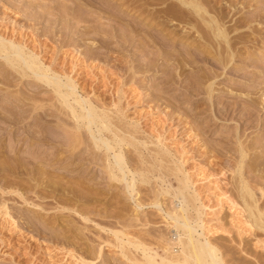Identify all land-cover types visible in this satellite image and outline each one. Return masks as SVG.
<instances>
[{
    "label": "bare ground",
    "instance_id": "1",
    "mask_svg": "<svg viewBox=\"0 0 264 264\" xmlns=\"http://www.w3.org/2000/svg\"><path fill=\"white\" fill-rule=\"evenodd\" d=\"M73 1L75 0H67V3L69 4V3H72ZM76 1H79V0H76ZM117 1H119V4H118L119 7L115 6L116 7V9H114L116 12L115 14L120 15V13L123 12L124 14L123 16L129 17V19L130 17L136 16V18L138 17L143 21L142 23L147 22L146 23L147 26H149V24L151 26L154 25V28L164 25L160 27L159 29H161L162 32H165V34L164 33L163 34L167 36V39L169 38L168 40L171 41L172 39L176 41V43L183 41L181 40V36H179L180 33L178 34V32L175 31L173 27H166L165 25H167L169 22L170 24L172 23V25H173V22L179 23V20L176 19L175 12L178 13L177 11L182 10L183 8H187L188 9V11L186 10L187 12L189 13L191 12L195 16H197L196 19L195 17L194 18L192 17V20L194 19L197 20V18L198 19L200 18V20L203 22L202 24L203 27L206 26L207 30L208 28L214 30V32H212L211 30V34L214 33V36L212 35L214 39L217 38V41H221V43L223 40L224 45H228L227 33L229 34L230 28L228 29L224 26L226 30H228V31H225V28H223L222 26L224 24V23L222 24V20L223 21L225 20L223 19L225 15L224 16L221 15V12H219L220 15L217 17L215 16L213 17L211 14H209L210 10H208L209 8L207 6L210 3V2L208 3V1L210 0L206 2L208 3V5L206 4L207 6H203L205 4V0L203 1L202 0H166L167 3L165 4L164 12L167 11V13L170 14V15H167L165 13L167 15L165 19L168 21V23H166L167 22L166 20H165L166 22L164 21L162 22L163 18L166 16V15L164 16V13L163 15L161 14L162 16H164L161 20L162 23L157 21V19L159 20L161 18L159 14H158L159 18L157 17L158 16L157 12H160V10L158 11L157 9H155V11L153 10L148 11L147 9H145L147 7L145 6V4H148L147 3L148 0L147 2H145L146 0H144V2L141 1L142 3L140 4L139 2L137 3V0H135L136 2L134 0H117ZM161 1H160L161 3H165L164 2L165 0L164 1L161 0ZM228 1L226 4L228 6L227 8H229L228 9L229 12L231 11L232 13V11H236V10L240 11L239 9H243V10H246V12L251 13L248 23L256 24V25L253 24V28L254 26H256L255 29L251 27L253 29L251 30V33L254 32L256 36L252 35L253 37L249 38V40L250 41L252 40V41L251 42L249 41L250 45H248L247 43L248 47L245 51V54H243L244 50L242 52H239L241 51V49L238 48L239 50L237 51L235 50L236 47L233 48V46L230 45L231 47L228 50L226 49L227 53L225 51L227 55L225 54L224 56L223 53H221L220 51H219L220 54H217L215 53L217 49L216 50L214 49L215 52L214 51L213 52L215 54H212L213 52L210 53L209 51V54L204 55V53L201 52L203 56L200 59L198 58L199 59L198 61L200 62V64L201 63L206 64L207 62L210 61L215 64L214 66H218V67L220 66L219 64L222 63L224 70L225 69L228 70V68L232 70L233 67L235 68L239 66V65H236L235 63V61L237 62L236 59H239V61L243 60L244 62V60L247 58L251 60L256 57L257 58L260 57L258 58V60H260L259 61L260 70L258 71L255 70L257 72H254L253 70L250 71L251 76L253 75L255 78L253 79L258 80L259 86H257L258 89H255L256 87L252 86V87H255L254 90L252 91L250 90L248 94L246 93L249 97L245 93H244L245 96L241 94L237 95L236 97L238 100L236 99V97L234 98L227 94L217 95L216 91L213 90L214 87L212 88V85L214 83L213 81L216 79L217 73L214 71L216 73L214 75L213 74L214 72L211 70V72H213L211 73L209 70L210 74L208 73V75H204V71L203 73H201L200 76L196 74L195 76L191 75V77L193 76L192 79H190L191 78L190 77L189 78L190 81L188 82L186 81L189 86L186 83L187 86H183L184 90L182 91L181 90L179 91V89L177 90L179 93H184V94H187L189 96H194V97L199 96L200 94L202 95L203 93L204 95L206 94L208 96L209 100H211L210 98L212 97V92L215 91V95H213L212 100L215 99L217 103L219 102V105L216 104V107L214 108L213 103H212V107H213L212 111L215 116L213 117L216 119V121L226 122V120H233L234 117H237L236 124L234 125L233 129H231V131L229 132L227 131V133H223V131L218 134L216 133L217 135H214L215 137L213 136V138L208 141L210 142L209 144L212 143L211 144L212 146L204 142L205 144H208V147L205 148L206 149L205 152H199V151L197 152V150H194V149L193 151H191L192 148L189 149V147H187L188 149L187 150L184 147V145L179 143L181 142L178 139L179 134H177V132L175 131V129L179 126L180 121L183 119L182 116L184 115L185 119L190 118L191 115L193 116V113L196 112L195 110H197L196 109L197 106L194 105L193 106L194 108H192L191 106L190 109L188 108V111H186L187 109L183 111L184 109L181 110V107L179 108L180 105L179 106L175 105L176 101L174 104H172L174 101L173 99L171 101L172 103L168 104L171 111L165 112L166 111L165 109H164L165 111L162 110L161 114H163L162 116L163 119H157L156 118L157 115L154 112L155 110L153 111L151 107H147V109L149 108L148 110L144 109L146 111H142L143 108H145V106L147 105H145V103H141L142 106H140V109L134 110L133 112L136 115V117L131 118L130 116L128 117V115L126 114V110H128L129 108L128 107L129 104L127 102L126 104L124 103L125 106L123 108H121L122 106L118 107V102L121 99L126 97V92L123 91V89H120V87L118 89V87H116V90L118 89L117 93L115 94L110 93L111 96H108V97H112V98L108 100V99H105V97L101 98L102 97L101 94L99 95L94 94L95 88L90 89L89 92L88 91L85 92L84 89L78 85L75 78L72 77L73 74L74 75L76 74V76H80V74L81 75L86 74V73L84 74V72L81 70L85 69L87 64L86 65L83 64L84 60L81 58L82 61H80L79 59L80 57L79 58L77 57V53L79 52L80 50L79 47L81 45L80 40H82L83 36L91 32L90 35L92 36V38L94 37L96 40L100 38L99 42L101 39H102L101 41L104 42V40L107 38H108L107 42H109V40L114 39V36H116L117 42L115 44H117L116 46L119 51L120 47L122 48L125 45L131 46V44L133 43L132 42L133 38L134 36H136L135 35L136 30H134L136 27L132 29V28H129V26L125 28L126 26L122 25L125 31L123 30L119 31L120 29L117 30V28H121V27H117L118 25H116L117 23L115 19H118L116 18L117 17L116 15L114 17L112 16V14L109 15L110 13L107 14L106 12H105L106 14L104 15L102 11H99V15L97 16L98 19L96 16H95L96 19H93V18L88 19L89 16L88 18H83L80 15V11L82 10V8L78 9L76 5H75L76 7L74 5H73L74 7L72 6L68 7L70 5L69 4L67 8L64 7V10L66 8L65 11L67 12L66 13L67 15L64 14L65 13L64 10H63L64 15H61L62 12L60 13V11H58L59 14L57 16L58 17L57 19L59 21L56 22V20H52V21L50 20V23H47L46 21L47 25L44 23L45 27L43 26V29H42L43 30L42 34L44 33V35L48 33L52 36L54 35L53 37H56V38L60 37L59 43L61 44L68 41V43L70 44L73 43V45H76L75 47H73L71 51L72 53L75 52V54L70 59H68L70 61L64 62L63 61L64 59H63L60 62L61 64L59 65L55 63V61H57V59L55 58V55L58 52L57 50L58 48L55 50L52 49L53 55H51L52 53L48 54L51 51L50 48H52L53 46L48 47L47 45L41 43L37 39V36L39 34L36 35V32L38 31H36L32 26H31V29H29L30 25L28 27L18 26L19 28L16 29L15 26H12V27L6 26L7 23H4L2 18H0V228L1 230L9 229L10 231L16 232L19 235V238L23 239V242L24 241L26 242L27 240L35 239L36 237V236L34 237V234L32 235L30 233V231L32 230L30 227L31 226L33 227L34 225L33 222L35 219L34 217L31 216V214H35L34 216L38 217V215L42 211L46 212L47 210L49 211L56 210L58 211V215L55 216L52 220H54V223H57V227L60 228L59 229L60 231L58 230L59 232L61 233L62 231L65 232V234L64 233L61 234L57 232V230L55 229L48 230V232L46 233V235H48V239H47V236L46 238H43L44 240L42 241H40L39 238L36 239V242L39 244L38 245L39 249L35 251L34 253H33V250H31L30 242L27 243L25 248L23 247L21 248L18 245H15V246L11 245V241L9 240L7 241L6 239L1 238L3 234L0 235V246L2 247V249L11 246L9 248L11 249L10 250L11 253H8L9 256L7 255L8 258L10 257L8 259L10 260V262L13 259H14L13 261H15V258L13 256H16L17 258L19 257V258L25 259L28 264H50L51 261L49 263H46L45 260L46 258L48 260L51 259L53 255L55 254L57 256L60 255L62 261L69 260L70 264L95 263L93 259L100 257L99 254L101 252L100 251L101 247H99L96 252L93 251L94 254H91V251L87 249L88 247L87 248L81 247L83 245L79 247V243L77 245L74 239L75 237L72 234V230H73L72 225H69V224L87 222L88 221L87 217H91V216H87L89 212L88 210L90 209L88 207H91V205H94V202L96 200L97 201L102 200V199L100 200L97 199V198L102 197L101 196L102 194L107 199L104 201L108 202V199L117 196L116 191L121 186V184H123L124 185L123 190H125V193L128 196V200L134 199L133 201L135 203L133 204L134 208L131 207L132 211L130 213H128L127 210H125L126 204L124 205V207L123 205H121V207L123 208L119 209L121 207L120 205H117L118 204L117 202L120 200L119 199L118 201L116 200L118 196L114 199V201H116L115 203H117V204H114L115 207L113 206V202H110L112 205H110V203L108 204L104 203V206H103V203L101 204L100 202L101 206L100 205L99 206L103 207V209L102 208L99 209L100 208L99 207L98 208L99 210H98L96 206H95V209H97V211L102 210L104 217L107 216L109 218L114 217V219L115 218L119 219V220H116L117 224H119V227H117V224L113 225L114 224L113 222V223H110L112 226H114L112 228L110 227L111 229L108 227L109 229L107 230L106 227H100L101 228L100 230L105 229V231L109 232V234L112 235L114 243H111L112 240L109 241V239L104 240L103 243L104 244L106 243L108 245L111 244L114 248H116L118 254L119 253L121 254L119 256H122V258H124L125 260L130 261L134 264H264V121H261L259 119L261 117L262 112H264V78L261 79V77H259V79H257L258 78L257 76H260L261 73L264 74V0H256V1L254 0H235L236 2H233L235 4H233L231 1H229L230 2L229 3ZM88 5H90V3ZM33 6L32 8L34 9ZM148 6H151V5H148ZM237 6H239L238 7L239 9H237ZM115 7L113 6V8ZM204 7H207V9H205ZM26 8L29 9L28 6H26ZM51 9L52 8L49 7V8H46L45 10L43 9L41 13L39 11H38L39 13L35 12L36 14L34 13V15H38V16L32 17L31 15L30 18L31 19L33 18V19L30 21L33 22L35 25H38L37 24L38 20L45 19L43 17H46V15H48L47 14L48 11L50 13ZM172 9L175 10L174 11L175 16L172 14L173 12H171L173 11ZM223 9L221 11L225 12ZM85 10H88V9H85ZM118 10H120V13ZM216 12H215L216 15L219 14ZM186 14H183V15L186 16ZM183 15L181 14L180 16V17H183L182 19H184L185 17ZM102 17L108 20V22H111L110 24L109 23L107 24L108 29L101 28L102 26L101 18ZM112 17H114L115 19H113ZM3 19L5 18L3 17ZM70 19L71 21H74V23L69 21ZM187 19L188 17L186 18V20ZM92 20L94 23L92 22ZM120 20L122 19L120 18L119 21ZM192 20L191 21L187 20V21L194 23V25L196 26L197 22L195 20H194L195 22ZM235 21H237V24L235 23V26H232L231 24L230 27L232 26L234 28L236 26L237 27L239 26V21L241 20L238 21L236 19ZM42 22H45V21H42ZM182 22L180 21L181 25H182ZM90 23L93 25H90V26L83 25V24H90ZM81 24L84 26L83 29L79 28L81 27ZM187 24H188L187 26H189V24L192 26L190 30L194 29L195 26L193 24L188 23V22ZM243 25L241 24V27ZM23 27H24L23 29L24 31L22 30ZM138 28H140V26ZM154 28H153V31H154ZM245 28L250 29L249 26ZM27 29L29 31H27ZM196 29L193 30L194 33H197L195 31ZM116 30L118 31V33L121 32V34H117L119 36L116 35L117 33ZM57 33H59L60 36H58L59 34L57 35ZM161 33H157V34H161ZM144 34L145 35L143 37L141 36L142 38H139L138 41L141 40V42L140 43L137 42L139 44L138 46H136V49L131 50L133 52L138 51L139 53H142V54L141 55L138 54L140 55L138 57L137 54L133 53L134 56L137 55L138 57L136 58L135 56V58L133 59V60H136V63L135 61L133 62L132 60L134 65H131L132 64L131 62L129 64L130 68L128 66V69H126L128 72L125 70L123 71L126 73L127 81L130 82L129 84L132 88L129 90H131L132 93L137 92L138 94L144 90L149 80V79L148 80L145 79L144 74L150 71L151 69L155 68L157 64L159 63V61L162 62V60H165V59H161L158 57L162 51V48L160 47L161 43L158 46H156L157 51H154L156 52L154 55V53L151 52V49H149L150 46L151 45L153 46L154 44L153 43L154 41L152 40L153 38L147 32H144ZM198 34H194V35H198ZM249 35L251 34L249 33ZM165 36H163V38L162 37L160 38L164 39ZM198 36L200 37V35ZM202 37H203V34H202ZM202 37H200L199 39L201 40ZM240 37H238V39H240ZM59 40L57 39V41ZM188 40H189L188 36L186 39V35H185V39L182 44L187 43ZM229 41H230V38H229ZM107 42L105 41V44L102 43L103 46H100V47H92L93 45L91 44L92 45L91 47L90 46L87 47V51H86L87 54L86 53L84 54H86V56L87 55L89 56L88 59L93 57L91 60L97 61L99 58V56L97 55H99L100 53H103L104 45L110 44L109 46H111L112 43H107ZM155 43H156L155 45H157V42ZM189 43L191 44L192 42H189ZM189 43L187 45V48H189L190 46ZM214 43L212 41L213 45ZM221 43L217 42V44L216 43L215 44L216 45L219 44L218 46H220L222 45ZM116 46H114L113 48H115ZM224 47L226 48L227 46H224ZM224 47H222V49ZM78 48L79 50H77ZM107 48L108 46H106V49ZM225 48L223 50H225ZM110 51H113V50H110ZM203 51H205L204 48H203ZM80 54L78 55L80 56ZM133 54H131L132 57H133ZM202 54H200V56ZM210 54H211V57L208 56ZM47 55H51V57L45 59V56ZM101 55L100 57L102 58ZM190 57L191 56H189V58ZM105 61H108V60H105ZM184 61H187V60H183V62ZM113 62L111 63L113 64ZM109 63L107 62L105 64V66L106 65L108 66L109 70L105 69L104 75H103V72L100 73L103 75V77L101 76V78L103 79V81L101 82H105L106 80H109L108 78L115 75V73L118 76L117 72H115V70L120 71L119 69H117L119 68L117 67L118 63L116 64V66L115 64L113 66H111V64L108 65ZM166 63H169V62H166ZM184 64L185 63L180 64V66ZM65 65H68V68ZM161 65L163 64L161 63ZM180 66H179V70H182L181 69L182 66L181 68ZM55 67L56 69L59 67V69L56 70L54 69ZM64 67H66L67 69ZM220 68H222V66ZM255 68L257 67L255 66ZM90 69H91V66H90ZM179 70H178V73L180 72ZM106 72L108 75L106 74ZM175 72L176 71L174 72L172 71L171 73H174V74H170V76H167L168 78L166 77V79L163 78V80H161V82L164 85L160 87L158 86V88H156L158 94L160 93L158 96L152 93H147V91L144 90L143 98L141 97V99H143V102L147 101V102H150V104L156 103V105L159 101L161 102L162 100L161 98H163L161 97L162 89H164L165 86L169 87V85L173 83L174 78L178 76V74L177 73L175 74ZM120 73L122 72H119V75ZM169 73H170V70H169ZM205 73L207 74V72ZM242 73H245V72H242ZM123 75L125 76V74ZM120 76H118L119 79H121ZM95 77H97V75ZM27 79H30V81L33 83V84L31 83L32 86L29 89L27 88L28 93L30 92L33 95H35L37 93H40L42 90L43 92L44 91L47 92V94L50 93L53 97V100L50 98L52 102H50V104L48 105L46 104L45 105L48 106L47 108H49L50 106L53 107L54 110L53 109H45V110L43 109L42 111L36 112V109L39 108L41 105L36 108L35 104L37 101L33 99V96H29L30 93L26 94L28 95L29 97L28 98L23 92H20L22 91V90H19L21 86L18 87V85L21 84V82L23 84L24 82L26 83V81L30 82ZM253 79L249 78V81L255 82ZM92 80L94 82V79ZM121 80H123L124 82V79H121ZM94 85L96 84L94 83ZM103 85L105 86V84ZM8 88H10V90L12 89L13 92H10V90L7 91ZM174 88L176 91L177 88L176 87ZM153 89L155 88L153 87ZM107 90L109 91V89ZM146 90H149V88ZM79 92H81L84 96H82V94H80ZM23 95H25V97H23ZM35 96L34 98L36 99ZM30 98H32V100L35 101V104H33L34 103L33 101L32 103H28L30 102L28 100H31ZM115 98H116V101H115ZM92 100H95V101L93 102ZM206 100L207 98L205 99V102L208 104L209 102L207 101L209 100L207 101ZM138 104H139V101L138 102L135 101L133 103L134 109ZM209 105L211 107V104ZM207 107H204L205 108L203 109L204 111L200 109L201 111L200 110L198 111L199 114L201 115V113L204 112V115H205V110H209L207 109ZM194 114H197V113H194ZM179 115H182L181 116L182 119H180ZM43 117H44V121L41 120V118ZM45 118H53V119L55 118V119L53 122L52 119L49 120ZM154 119L156 121H153ZM32 121H33V126L31 124V127H30V122ZM50 121H52V123L54 124H52ZM240 124L242 125V129H239L241 128L239 127ZM144 125H149L150 131L145 133V130L141 129L143 128ZM156 125H159L158 128ZM211 125H212L211 121L205 120L203 122L201 121L200 124L198 123L196 128L198 129V131L200 130L203 132L204 130L208 131V129L212 127ZM252 129L261 130V133L250 138L248 136L249 133L247 134L246 131L252 130ZM185 132H192V131L188 130ZM193 136L195 139L197 138L195 134H193ZM9 139L10 141L12 140V143L10 142L11 144L9 143L10 145H8L7 147L6 146L7 140ZM46 143L52 146V148L51 147L49 148L51 150H44V149L42 150V147L41 148L39 147L43 144L45 145ZM198 143H200V141ZM21 149L24 150L22 151L24 153L23 157H20ZM211 151L212 152L214 151L217 154H219L218 159L220 161L212 162L208 160V158H210L209 155ZM40 156H42V158ZM137 163L141 164L142 166L145 164L146 169H141V168L138 169L139 166L135 168V165ZM188 164L191 165L189 169L187 167ZM6 168H11L13 170H16V172L22 171L24 175L25 173L26 175L29 174V177H30V174L37 175V173L38 174L41 173L42 175V176L40 175L41 177L45 176V179L42 180L44 183L42 182L41 184H43L42 187H44V189L45 187L46 189L47 187H49L50 190L51 188L53 189V191H50L54 193L53 196L54 198H56L54 199L55 202L53 206L50 205V208H49V206L45 205L46 203L43 204L42 202L41 203L40 202L33 203L31 201L29 202L27 197H25V195L22 193L23 190L21 191L22 188L24 189L28 188L27 186L29 185L26 186L27 181L24 180L26 187H22L24 185L21 186V182L23 184V180L17 182V180L19 179L15 181H11L12 179L11 180L9 179L11 181L10 182L6 178V176H4L3 174L4 170H8ZM49 168L52 171L47 170ZM11 169H9V172L12 171ZM16 172L14 171L15 175L17 174ZM22 172L20 173L22 174ZM228 175L230 176V178H228ZM193 176H194V179H192ZM102 178L105 180L104 181L105 183L101 185L103 186L105 185L104 186L105 190L99 192V190L97 191L96 189H94V187L95 185H99V183L97 182L98 180L101 183ZM195 178H198V179H195ZM150 179L153 181L152 183L154 184L159 183V185L157 186L155 184L157 188H155L152 191V196L150 195L151 196L150 204L149 205L146 204V205L150 206L151 209L153 208V212L151 213L157 214V215H153V214L151 215L156 216V217L158 216L159 219L161 220L159 223H161L163 225L162 227L165 228L164 230H166L164 231L165 232L164 234L161 233V234H158V236L160 235L159 237L156 236L158 238V239L156 238L157 240L155 241L156 246L154 245L156 250H154L151 244H147L148 242L145 243L146 240L144 241L143 237L138 238L139 235H137L138 236L137 237L133 233L135 232L137 224H139L137 223L134 225V223H136L139 220L138 218L139 214H137V209L139 210L142 206H145L143 205V202L141 200L147 199V198L142 199V197L140 196L141 194L139 193L141 192L139 191L140 188L138 186L139 189H137L136 186L138 183L139 185L140 184L149 185L151 182ZM225 179L226 181H224ZM172 183H174L175 186H173ZM198 183L200 185H197ZM39 184L40 183L36 185L35 183L36 186H39ZM84 190H87L88 192L87 191L86 192L89 194H87ZM48 191L49 190H47V192ZM90 192H91V195L93 194L95 197H97L96 199L93 198V201L95 200L94 202L92 201V198L90 197L91 196ZM10 193L15 195L17 197L16 199H19L21 203L28 204L34 209L38 208L37 211L39 212V214L36 215V213L34 212L36 210H33L32 212H29L28 210V212L31 214L30 215L27 214L24 217V219L22 220L23 224L19 223L21 214H18V212L16 214L13 213L10 210L11 207L9 209V207L7 206L8 198L6 196L7 194H10ZM201 193H203L202 196L200 195ZM203 196L205 198V203H203L200 199ZM167 197H171L173 200L172 202H170L172 204V208L167 206L168 205ZM85 199L86 201L87 199H89V201L91 202L90 206L87 205L88 203H86V205L83 204L84 203L83 201ZM212 202H213V206L210 205ZM119 203L121 204V202ZM116 206H119V208H116ZM131 208L129 207V209ZM99 214H98L99 216L103 217L101 215L102 214L101 212ZM39 217L41 218L40 220H43L44 218L42 214L39 215ZM104 217H103V221H106L107 217L106 218ZM150 219H152V222H155L153 218H150ZM152 222L150 223L152 224ZM155 224H157V222ZM145 225L144 226L142 225V226L146 227ZM134 226L136 227L134 231L132 232L133 234L128 233L131 230L127 231V228L133 229ZM139 226L141 227V223ZM147 227H150V226H147ZM155 227H156V230H158L157 226ZM172 230L174 234L172 233ZM146 231L147 233H149L148 230ZM158 232H160V230H158ZM104 233L108 235L106 232ZM219 235H222V236L226 235V237L229 238L228 240L225 239L227 243H229V246L220 244L221 240H224V239L221 238L219 242L218 239L221 237V236L219 237ZM44 241L45 242L49 241L48 245H43L45 243ZM222 242L224 243L225 241H222ZM158 250L161 252V254H159ZM37 252H38V255L36 254ZM135 253H138V254L135 255ZM236 253H239L240 256L238 255L239 257L234 258L235 256L233 254H236ZM86 254L93 255L92 260L87 259ZM40 256L42 258H40ZM229 256H234V257H229Z\"/></svg>",
    "mask_w": 264,
    "mask_h": 264
},
{
    "label": "rangeland",
    "instance_id": "2",
    "mask_svg": "<svg viewBox=\"0 0 264 264\" xmlns=\"http://www.w3.org/2000/svg\"><path fill=\"white\" fill-rule=\"evenodd\" d=\"M20 1V2H19ZM22 1V2H21ZM48 1V2H47ZM76 1V0H75ZM73 1L72 3H67V0H0V16H2V17H0V18H2V20H3V22L4 23H7L6 24V26H8V27H12V26H15L16 27V29H18L19 27H21V26H29L30 25V28L29 29H31V26L36 30V31H38V32H36V35H38L37 36V39L41 42V43H43V44H45V45H47L48 47H52V48H50L51 49V51H50V53H48V54H51L52 52H53V50H55V49H57L58 50V52L56 53V55H55V58L57 59V61H55V63H57V64H61L60 62L63 60L64 62H69L70 60H68V59H70L74 54H75V52H71L72 51V49H73V47H75L76 45H73V43L72 44H70V43H68V41L67 42H64L63 44H61V43H59L60 42V40H59V38L60 37H58V36H60V34L59 33H57V37L58 38H56V37H53L52 35H50V34H45L44 35V33L42 34V32H43V26L45 27V24L47 25V23H50V20L52 21V20H56V22H58L59 20L57 19L58 17V14H59V12L58 11H60V13H61V15H67L66 13V8H67V6L68 7H70V6H72V7H74L75 5L77 6V8L78 9H81L82 8V10L80 11V15L83 17V18H88V16H89V18L88 19H96V17L99 15V11H102V13H104V15L107 13H110L109 15H111L112 14V16H114L115 17V15L117 16L116 18H118V19H115L114 17H112L113 19H115L116 20V25H118L117 27H121V28H117V30H119V31H125L124 30V28H123V26L122 25H124V26H126L125 28H127L128 26H129V28H134V27H136L134 30H136L135 31V35L136 36H134V38H133V43L131 44V46L129 45H125L124 47H120L119 49L121 50V52H120V50L118 51V48H117V44H115L116 42H117V40H116V36H114V39H112V40H114V41H112V40H109V42H107V39H103L104 40V42H102L101 40H100V42H99V39H95L94 37L92 38V36L90 35V33H88L87 35H85V36H83L82 37V40H80V43H81V45H80V50H79V48L77 49V50H79V52L77 53V57L80 59V61H82V59L84 60V63L83 64H87L86 65V67H85V69H82L81 71H83L84 72V74L85 75H81L80 74V76H76V74L74 75L73 74V76L72 77H74L75 78V80L77 81V83H78V85L80 86V87H82L83 89H84V91L85 92H89L90 91V89H93V88H95L94 90H95V93L94 94H96V95H99V94H101V98H103V97H105V99H110V98H112V97H108V96H111V94H115V93H117V90L119 89V87H120V89H123V91H125L126 92V97L125 98H123V99H121L119 102H118V107H120V106H122L121 108H123L124 106H125V104H126V102L129 104V108H128V110H126V114L128 115V117L130 116L131 118H135L136 117V115L133 113L134 112V110H138V109H140V106H142V104L141 103H145V105H147V106H145V108H143V110L142 111H146V110H148L147 109V107H151L152 108V110L155 112V114L157 115V119H163L162 118V116H163V114H161V112H162V110L163 111H165V112H170L171 110H170V107L168 106V104H170V103H172L171 101L174 99V101H173V103L172 104H174L175 103V101H176V106H179V108L181 107V110H183V111H185L186 109V111H188V108L190 109V107L192 106V108H194L193 106L195 105V106H197V110H195L196 112H194V113H197V114H194L193 113V116L191 115V117L190 118H188V119H185V117H184V115L182 116V115H179V117H180V119H182V117H183V119L180 121V124H179V126L175 129V131L177 132V134H179L178 135V139H179V141H181V142H179L180 144H182V145H184V147L187 149V147H189V149L190 148H192L191 149V151H193V149L194 150H197V152L199 151V152H205V148L206 147H208V144L210 143V142H208L209 140H211L212 138H213V136L214 135H217L218 133H221L222 131H223V133H227V131L229 132V131H231V129H233V127H234V125L236 124V118L237 117H234L233 118V120H226V122L225 121H216V119L214 118L215 116H214V113H213V107L215 108L216 107V104H218L219 105V102L217 103V101H215V99H213L212 100V97H213V95H215V91H216V94L218 95V94H224V95H229V96H231V97H236L237 95H239V94H241V95H244L245 96V94L247 93L248 94V92L251 90H254V88L255 89H258V87L257 86H259V82H258V80H254L255 78H254V76L252 75L251 76V74H250V71H254V72H257L258 70H260V63H259V61L260 60H258V58H260V57H256V58H254V59H249V58H247V59H245L246 60V62H245V60H244V62H243V60H240L239 61V59H236L237 60V62L235 61V63H236V65H239V66H237V67H233V69L231 70L230 68H228V70L227 69H223L224 67H223V65H222V63L221 64H219L220 66L218 67V66H214L215 64L214 63H212V62H207L206 64L205 63H201L200 64V62L198 61L202 56H203V54L201 53V52H203L204 53V55H207V54H209V51H210V53L211 52H215V50L217 49V51L215 52V53H217V54H220L219 53V51L221 52V53H223V55L225 56V54L227 53V51H226V49L228 50L231 46L230 45H232L233 46V48H235V50H239V49H241V51H239V52H242L243 50H244V52H243V54H245V51H246V49H247V47H248V45H250V42L252 41H250L249 40V38L251 37H253L252 35H255V33L253 34V33H251V30H253V29H255V27L256 26H254V28H253V24L254 25H256L255 23H248L249 21V17L251 16V13L250 12H246V10H243V9H239L238 7L239 6H237V9H239L240 11H238V10H236V11H232V13H231V11L229 12V8H227L228 6H227V1L228 0H210V1H208V0H205V4L203 5V6H207L208 5V3H209V5L207 6L209 9L208 10H210L209 11V14H211L213 17L215 16V17H217V16H219L220 15V13L219 12H221V15H225V17L223 18V19H225L224 21L222 20V26H223V28H230L229 29V34L227 33V41H228V45H224V43H223V40H222V43H221V41H217V38H216V36H215V38L216 39H214V33H212L211 34V30L212 29H209L208 27V30L206 29V26L205 27H203V22L200 20V18L198 19L197 18V20H195L196 19V17L197 16H195L193 13H189V12H187L188 11V9L187 8H183L182 10H179V11H177V9H176V11L178 12V13H176L175 12V15H176V19H178L179 20V23H176V22H173V25H172V23L170 24V22L168 23V21L165 19L166 17H167V15H170V14H168L167 13V11H165L164 12V8H165V4L167 3L166 2V0L164 1L165 3H161L162 1L161 0H148V2H147V0L145 1V2H147L148 4H145V6H147L145 9H147L148 11H155V9H157L158 11L160 10V12H157V15L159 14L160 15V21L157 19V21L158 22H161V20H162V18H163V20H162V22L164 21V22H166V23H168L167 25H165L166 27H173V29L175 30V31H177L178 32V34H179V36H181V40H183L184 41V39H185V35H186V39H187V36H188V42L187 43H184V44H182L183 43V41L182 42H177L176 43V41H174V40H172L171 39V41L170 40H168L167 39V36H165L164 34H165V32H162L161 31V29H159L160 27H162V26H164V25H161L160 27L158 26V27H155L154 28V25H150L149 24V26H147V22L145 23H142L143 21L140 19V18H136V16H133V17H130V19H129V17H126V16H123L124 14H123V12H121L120 13V10H118L119 11V13H120V15H118V14H115L116 12H115V10L114 9H116V7H119V1H117V0H79V1ZM82 1V2H81ZM116 1V2H115ZM135 1V0H134ZM141 1H143L144 2V0H137V3L139 2V4L140 3H142ZM161 1V2H160ZM203 1V0H202ZM208 1V3H206ZM212 1V2H211ZM229 1H231L232 3L233 2H236L235 0H229ZM228 1V2H229ZM254 1H256V0H254ZM11 2V3H10ZM19 2V3H18ZM47 2V3H46ZM70 2V1H69ZM84 2V3H83ZM88 2V3H87ZM118 2V3H117ZM136 2V1H135ZM156 2V3H155ZM39 3V4H38ZM61 3V4H60ZM67 3V4H66ZM74 3H76V4H74ZM83 3V4H82ZM90 3V5H88ZM112 3V4H111ZM230 3V2H229ZM228 3V4H229ZM43 4V5H42ZM59 4V5H58ZM93 4V5H92ZM95 4V5H94ZM116 4V5H115ZM207 4V5H206ZM215 4V5H214ZM225 6H224V5ZM233 4H235V3H233ZM34 5V6H33ZM39 5V6H38ZM41 5V6H40ZM74 5V6H73ZM118 5V6H117ZM148 5H151V6H148ZM26 6H28V8L29 9H27L26 8ZM32 6L34 7V9L32 8ZM43 6V7H42ZM75 6V7H76ZM79 6V7H78ZM82 6V7H81ZM93 6V7H92ZM101 6V7H100ZM113 6L115 7V8H113ZM37 7V8H36ZM45 7V8H44ZM52 8L51 10H50V13H51V11H52V13L50 14L49 13V11H48V15H46V17H43V18H45V19H40V20H38V25H35L33 22H31L30 20H32L30 17H31V15H32V17L34 16H38V15H34V13L36 12H40L41 13V11H43V9L45 10L46 8ZM60 7H62V8H60ZM64 7H66L65 8V10H64ZM91 7V8H90ZM109 7V8H108ZM111 7V8H110ZM207 7H204L205 9H207ZM214 7V8H213ZM16 8V9H15ZM36 8V9H35ZM39 8V9H38ZM96 8V9H95ZM160 8V9H159ZM162 8V9H161ZM211 8V9H210ZM213 8V9H212ZM224 8V9H223ZM226 8V9H225ZM41 9V10H40ZM55 9V10H54ZM60 9V10H59ZM71 9V8H70ZM85 9H88V10H85ZM95 9V10H94ZM113 9V10H112ZM219 9V10H218ZM224 10L225 12H223V11H221V10ZM37 10V11H36ZM65 11V13L63 14V12ZM93 10H94V12H93ZM107 10H108V12H107ZM166 10V9H165ZM173 10V9H172ZM184 10H185V12H184ZM187 10V11H186ZM215 10V11H214ZM216 10H217V12H216ZM47 11V10H46ZM111 11V12H110ZM174 11L175 10H173V11H171V12H173L172 14L174 15ZM183 11V12H182ZM6 12V13H5ZM38 12V13H39ZM93 12V13H92ZM106 12V13H105ZM186 12H187V14H186ZM215 12L216 13H219V14H215ZM237 13V14H235V13ZM35 13V14H36ZM56 13H57V15H56ZM98 13V14H97ZM114 13V14H113ZM163 13H164V16H162L163 15ZM166 13V14H165ZM179 13H180V15H179ZM228 13V14H227ZM229 13H231V14H229ZM162 14V15H161ZM181 14L183 15V14H186V16L185 15H183V16H185L186 18L188 17V19L187 20H189V21H191L192 20V17L194 18L195 17V21L197 22V24H198V26H197V24H196V26L194 25V23H192V22H189V21H187L186 20V18L184 17V19H182L183 17H180L181 16ZM214 14V15H213ZM226 14H227V16H226ZM50 15V16H49ZM53 15V16H52ZM72 15H74V14H72ZM76 15V14H75ZM156 15V16H157ZM159 15L157 16L158 18H159ZM174 15V16H175ZM233 15V16H232ZM48 16V17H47ZM96 16V17H95ZM119 16V17H118ZM121 16V17H120ZM241 16H242V18L244 19H242L241 18ZM3 17L5 18V19H3ZM49 17H51V18H49ZM65 17H67V16H65ZM75 17V16H74ZM227 17V18H226ZM29 18V19H28ZM56 18V19H55ZM104 20H103V19ZM101 18V28H104V29H108L107 28V24L109 23H111V22H108V20H106L104 17H102ZM122 19V20H120L119 21V19ZM181 18V19H180ZM239 21V20H241V21H239V26L237 27H232V26H235V23L237 24V21H235L236 19ZM248 18V19H247ZM49 19V20H48ZM97 19H98V17H97ZM191 19V20H190ZM8 20V21H7ZM106 20V21H105ZM166 20V21H165ZM182 20H183V22H182ZM194 20H192V21H194ZM198 20H199V22H198ZM30 21V22H29ZM42 21H45V22H42ZM46 21H47V23H46ZM69 21H71V19L69 20ZM119 23H118V22ZM180 21L182 22V25L180 24ZM194 21V22H195ZM244 21H246V22H244ZM72 23H74V21H71ZM92 22H93V20H92ZM126 22V23H125ZM161 22V23H162ZM187 22L188 23H191V24H193L194 26V29H196L195 31L197 32V33H194V29L193 30H190L191 28H192V26L189 24V26H187L188 24H187ZM227 22V23H226ZM233 22V23H232ZM242 22V23H241ZM45 23V24H44ZM70 23V22H69ZM94 23V22H93ZM104 23H106V24H104ZM122 23V24H121ZM165 23V24H166ZM185 23V24H184ZM246 23V24H245ZM120 24V25H119ZM145 24V25H144ZM175 24V25H174ZM176 24H178V25H176ZM232 24V26L230 27V25ZM234 24V25H233ZM241 24L243 25L242 27H241ZM248 24V25H247ZM35 25V26H34ZM83 25H87V26H90V25H93V24H83ZM82 24H81V27H79V28H81V29H83V26ZM116 25H115V27H116ZM171 25V26H170ZM247 25V26H246ZM19 26V27H18ZM60 26V25H59ZM80 26V25H79ZM140 26V28H138ZM145 26V27H144ZM225 26V27H224ZM250 27V29H247V28H245V27ZM24 27L22 28V30L24 29ZM70 27V26H69ZM150 29H148V28ZM154 28V31H153V28ZM183 27V28H182ZM253 29H252V28ZM37 28V29H36ZM40 30H39V29ZM73 28V27H72ZM159 30H158V29ZM185 28V29H184ZM226 28H225V31H228V30H226ZM234 30H233V29ZM236 28H237V30H236ZM238 28H240V29H238ZM243 28V29H242ZM116 30V35L117 34H121V32L120 33H118V31ZM152 30V31H151ZM169 30H170V28H169ZM198 30V31H197ZM243 30V31H242ZM249 30V31H248ZM24 31V30H23ZM22 31V32H23ZM27 31H29L28 29H27ZM157 31H159V32H157ZM193 31V32H192ZM202 31H203V33H202ZM246 31V32H245ZM144 32H147V33H149L150 34V36L153 38L152 40L154 41L153 43V46H152V48H151V46H150V48L149 49H151V52L152 53H154V55H155V53L156 52H154V51H157L156 50V46H158L160 43L162 44H160V47L162 48V51H161V54L158 56L159 58H161V59H165V60H162V62L161 61H159V63L157 64V66L155 67V68H153V69H151L150 71H148L147 73H145L144 75H145V79H149L148 80V82H147V84H146V86H145V88H144V90L145 91H147V93H152V94H154V95H159L158 94V92H157V89L156 88H158V86L160 87V86H163L164 84L161 82V80H163V78L164 79H166V77L167 76H170V74H174V73H171L172 71L174 72V71H176L175 72V74L177 73L178 74V78L176 77V78H174V81H173V83H171V85H169V87L168 86H165L164 87V89H162V96L161 97H163V98H161L162 100H161V102L159 101L158 103H157V105H156V103H151L150 104V102H143V99H141V97L143 98V91H141L139 94L137 93V92H133L132 93V91L131 90H129V89H132L131 88V86H130V82L129 81H127V76H126V73L125 72H123L124 70L125 71H127L126 69H128V66H129V68H130V63L132 62V60L135 58V56H136V58H138L142 53H139L138 51L137 52H133V51H131V50H134V49H136V46H138V44L141 42V40L140 41H138L139 40V38H142L145 34H144ZM153 32V33H152ZM162 32V33H161ZM176 32V33H177ZM188 34H187V33ZM208 32V33H207ZM212 32H214V30H212ZM248 32V33H247ZM41 33V34H40ZM139 33V34H138ZM157 33H161V34H157ZM164 33V34H163ZM198 34V35H200V37H202V34H203V37H202V39L200 40L199 38V36L198 35H194V34ZM249 33L251 34V35H249ZM162 34H163V36H165V38L164 39H161L160 37H162L163 38V36H162ZM204 34H206V35H204ZM240 34V35H239ZM41 35V36H40ZM154 37H153V36ZM191 35V36H190ZM210 35V36H209ZM213 35V36H212ZM52 36V37H51ZM56 36V35H55ZM87 36V37H86ZM89 36V37H88ZM117 36H119V35H117ZM142 36V37H141ZM184 36V37H183ZM190 36V37H189ZM197 36V37H196ZM241 36V37H240ZM256 36V35H255ZM47 37V38H46ZM50 37H51V39H50ZM178 37V36H177ZM184 39H183V38ZM192 37H194V38H192ZM238 37H240V39H238ZM248 37V38H247ZM49 38V39H48ZM196 38H197V40H196ZM204 38V39H203ZM229 38H230V41H229ZM234 38V39H233ZM237 38V39H236ZM56 39V40H55ZM57 39L59 40V41H57ZM166 39V40H165ZM207 39H209V40H207ZM210 39H211V41H210ZM213 39V40H212ZM50 40V41H49ZM52 40V41H51ZM157 40V41H156ZM160 40V41H159ZM161 40H163V41H161ZM219 42V43H221L222 45H220V46H218V45H216L217 44V42ZM105 41L107 42V43H112L111 44V46H109L110 44H107V45H104V47H103V53H100L99 55H97V56H99V58H100V60H99V58H98V60L96 61H94V60H91L92 58H90V59H88V55L86 56V54H87V47H91L92 45V47H100V46H103V44H105ZM110 41H112V42H110ZM135 41V42H134ZM166 43H165V42ZM168 41H170V42H168ZM179 41V40H178ZM195 41V42H194ZM212 41H213V43H214V45L212 44ZM233 41H234V43H233ZM250 41V42H249ZM48 42V43H47ZM52 44H51V43ZM99 42V43H98ZM137 42H139V43H137ZM155 42H157V45H155L156 43ZM174 42V43H173ZM189 42H192L191 44L189 43ZM232 44H231V43ZM237 42V43H236ZM59 43V44H58ZM87 43V44H86ZM103 43V44H102ZM169 43H171V44H169ZM188 43H189V48H187V45H188ZM247 43H248V45H247ZM56 44V45H55ZM90 44V45H89ZM92 44V45H91ZM99 44V45H98ZM100 44H102V45H100ZM173 44V45H172ZM98 45V46H97ZM216 45V46H215ZM244 45V46H243ZM247 45V46H246ZM28 46H30V45H28ZM106 46H108V48L106 49ZM114 46H116L115 48H113ZM135 46V47H134ZM197 48H196V47ZM211 46V47H210ZM224 46H227L226 48L224 47ZM229 46V47H228ZM56 47V48H55ZM72 47V48H71ZM85 47V48H84ZM110 47V48H109ZM113 49H112V48ZM128 47V48H127ZM191 47V48H190ZM209 47V48H208ZM215 47V48H214ZM221 49H220V48ZM222 47H224L225 48V50H223L222 49ZM244 47H245V49H244ZM124 48V49H123ZM130 48V49H129ZM203 48H204V50L205 51H203ZM239 48V49H238ZM50 49H48V50H50ZM53 49V50H52ZM84 49H86V50H84ZM105 49V50H104ZM114 49H116V50H114ZM126 49V50H125ZM154 49V50H153ZM201 49V50H200ZM215 49V50H214ZM82 50V51H81ZM110 50H113V51H110ZM105 51V52H104ZM124 51V52H123ZM198 51V52H197ZM207 51H208V53H207ZM223 51V52H222ZM225 51H226V53H225ZM116 52V53H115ZM132 52V53H131ZM212 53V54H215V53ZM72 53V54H71ZM80 53H82V54H80ZM84 53H86V54H84ZM140 54V55H138V57H137V55H135L134 56V54ZM206 53V54H205ZM64 54V55H63ZM70 56H69V55ZM78 54H80V56L78 55ZM102 54V55H101ZM131 54H133V57L131 56ZM194 54V55H193ZM200 54H202L201 56H200ZM51 55H53V53L51 54ZM51 55H47V56H45V59L46 58H49V57H51ZM67 55V56H66ZM84 55V56H83ZM100 55L102 56V58L100 57ZM227 55V54H226ZM152 56V55H151ZM189 56H191L190 58H189ZM193 56V57H192ZM208 56H210L211 57V54L210 55H208ZM214 56V55H213ZM216 56V55H215ZM222 56V55H221ZM76 57V56H75ZM74 57V58H75ZM76 57V58H77ZM87 57V58H86ZM106 57V58H105ZM128 57H130V58H128ZM132 57V58H131ZM181 57V58H180ZM82 58V59H81ZM178 58V59H177ZM195 60H194V59ZM199 58V59H198ZM88 59V60H87ZM103 59V60H102ZM171 60V61H169V60ZM187 60V61H184L183 62V60ZM66 60V61H65ZM105 60H108V61H105ZM176 60V61H175ZM197 60V61H196ZM79 61V60H78ZM94 61V62H93ZM109 61H110V63H109ZM114 61V62H113ZM135 61V63H136V60H133V62ZM177 63H175V62ZM248 61V62H247ZM103 62V63H102ZM108 62L109 64L108 65H110L111 64V66H113L114 64H115V66H116V64L118 63V66L117 67H119V68H117V69H119L120 71H118V70H115V72H117V74H118V76H120L121 77V79H124V82H123V80H121V79H119L118 78V76L116 75V73H115V75H113V76H111V77H109L108 79L109 80H104L105 82H101V81H103V79L101 78V76L103 77V75H104V70L105 69H108V66L106 65L105 66V64ZM111 62H113V64L111 63ZM132 62V64L131 65H134V63ZM163 62H165V63H163ZM166 62H169V63H166ZM185 63L184 65H181L182 66V68H181V66H180V64H183V63ZM187 62V63H186ZM82 63V62H81ZM161 63L163 64V65H161ZM180 63V64H179ZM192 63V64H191ZM198 63V64H197ZM234 63V64H235ZM248 63V64H247ZM171 64V65H170ZM173 64V65H172ZM175 64V65H174ZM213 64V65H212ZM247 64V65H246ZM259 64V65H258ZM58 65V66H59ZM100 65V66H99ZM102 65V66H101ZM104 65V66H103ZM162 67H161V66ZM168 65V66H167ZM180 66V68L182 69V70H179V66ZM217 65V64H216ZM65 66H67V68H68V65H65ZM90 66H91V69H90ZM122 66V67H121ZM127 67V68H125V67ZM177 66H178V68H177ZM192 66H194V67H192ZM222 66V68H220ZM247 66V67H246ZM255 66L257 67V68H255ZM89 67V68H88ZM94 67V68H93ZM103 67V68H102ZM121 67V68H120ZM214 67V68H213ZM64 68H66V67H64ZM66 68V69H67ZM87 68V69H86ZM109 68H110V66H109ZM125 68V69H124ZM248 68V69H247ZM54 69H56V67L54 68ZM59 69V67L56 69V70H58ZM103 71H102V70ZM123 69V70H122ZM207 69H208V71H207ZM221 69V70H220ZM84 70H86V71H84ZM100 70V71H99ZM109 70V69H108ZM122 70V71H121ZM162 70V71H161ZM169 70H170V73H169ZM178 70L180 71L179 73H178ZM191 70V71H190ZM209 70H210V72H211V70L214 72H216L217 73V77H216V79H215V77H214V83H213V85H212V88L214 87V89L213 90H215L214 92H212V97L210 98L211 100H209L208 99V96L205 94H203L202 93V95L200 94L199 96H189V95H187V94H184V93H179L177 90L179 89V91L181 90H184V88H183V86H187L188 85V81H190V79H192V77L193 76H195V74L196 75H201V73H203V71H204V75H208V73H209ZM217 70H219V71H217ZM255 70H257V71H255ZM91 71V72H90ZM99 71V72H98ZM107 71V70H106ZM113 71V70H112ZM183 71V72H182ZM245 72V73H242V72ZM103 72V75L102 74H100V73H102ZM119 72H122L123 74H125V76L122 74V73H120V75H119ZM128 72V71H127ZM205 72H207V74L205 73ZM213 72H211V73H213ZM213 73L214 75L216 74V73ZM248 73V75H247V73ZM99 73V74H98ZM192 73V74H191ZM106 74H107V72H106ZM183 74V75H182ZM210 74V73H209ZM218 74H220V75H218ZM250 74V75H249ZM97 75V77H95ZM108 75V74H107ZM166 75V76H165ZM191 75H193L192 77H191ZM212 75V74H211ZM83 76V77H82ZM100 76V77H99ZM114 76H115V78H114ZM163 76V77H162ZM176 76V75H175ZM188 76V77H187ZM210 76V75H209ZM220 76V77H219ZM86 77V78H85ZM93 77H95V78H93ZM99 77V78H98ZM123 77V78H122ZM191 77V78H190ZM218 77H219V79H218ZM258 78L257 79H259V77H261V79H263L264 78V74H262L261 73V75L260 76H257ZM90 78V79H89ZM168 78V77H167ZM190 78V79H189ZM248 78V79H247ZM249 78L251 79H253L255 82H252V81H249ZM87 79V80H86ZM92 79H94V82H93V80ZM160 80V81H158V80ZM177 79V80H176ZM187 79H189V80H187ZM260 79V80H261ZM27 80H29L30 81V79H27ZM92 80V81H91ZM230 80V81H229ZM25 81V80H24ZM23 81V82H24ZM91 81V82H90ZM109 81V82H108ZM115 81H117V82H115ZM122 81V82H121ZM128 83H127V82ZM151 81V82H150ZM154 81V82H153ZM187 81V82H186ZM257 81V82H256ZM89 82V83H88ZM106 82H108V83H106ZM126 82V83H125ZM243 82V83H242ZM248 82V83H247ZM32 82L30 81V82H28V81H26V83L24 82V84L21 82V84H19L18 85V87L19 86H21V88H19V90H22V91H20V92H23L25 95L26 94H29L28 93V89L32 86V84H31ZM83 83V84H82ZM92 83V84H91ZM94 83L96 84V85H94ZM122 83V84H121ZM151 83V84H150ZM161 83V84H160ZM186 83H187V85H186ZM218 83V84H217ZM257 85H256V84ZM28 84V85H27ZM103 84H105V86L103 85ZM107 84V85H106ZM113 84V85H112ZM115 84V85H114ZM156 84H158V85H156ZM185 84V85H184ZM25 87H23V86ZM26 85V86H25ZM83 85H84V87H83ZM102 87H101V86ZM117 85V86H116ZM150 85V86H149ZM153 85V86H152ZM29 86V87H28ZM91 88H90V87ZM104 86V87H103ZM106 86H108V87H106ZM189 86V85H188ZM252 86H255V87H252ZM17 87V88H18ZM101 87V88H100ZM116 87H118V89L116 90ZM150 87H151V89H150ZM153 87L155 88V89H153ZM174 87H176L177 89H176V91H175V88ZM249 87V88H248ZM4 88H6V87H4ZM28 88V89H27ZM104 90H103V89ZM149 88V90H146V89H148ZM183 88V89H182ZM24 89H25V91H24ZM27 89V90H26ZM107 89H109V91L107 90ZM10 90V88H8V90L7 91H9ZM45 90V89H44ZM154 90H156V91H154ZM159 90V89H158ZM218 90V91H217ZM226 90V91H225ZM244 90V91H243ZM245 90H247V91H245ZM3 91H5V90H3ZM41 91V90H40ZM130 91H131V93H130ZM175 91V92H174ZM224 91V92H223ZM229 91H231V92H229ZM243 91V92H242ZM10 92H13L12 91V89L10 90ZM26 92V93H25ZM174 92V93H173ZM228 92V93H227ZM41 93V94H40ZM40 93H37V94H35V95H33L32 93H30L29 94V96H33V99L35 100V101H37L36 102V104H35V101H33L32 100V98H30L31 100H28V101H30V102H28V101H26V102H28V103H32V101L34 102L33 104H35L36 105V108L37 107H39L40 105L41 106H43V107H39V108H37L38 109V111H37V109H36V112H39V111H42L43 109L45 110V109H53L54 110V108L53 107H49V108H47L48 106H46V105H48V104H50V102H52V100H53V97H52V95L49 93V94H47V92H43V90L40 92ZM48 95H46V94ZM80 94H82L81 92H79ZM104 93V94H103ZM108 93V94H107ZM111 93V94H110ZM145 93V92H144ZM245 93V94H244ZM32 94V95H31ZM138 94V95H137ZM172 94H174V95H172ZM179 94V95H178ZM246 94V95H247ZM25 95H23V97H25ZM39 95V96H38ZM40 95H42V96H40ZM91 95V94H90ZM95 95V96H96ZM181 95V96H180ZM250 95V94H249ZM27 97H28V95H26ZM34 96L36 97V99L34 98ZM82 96H84L83 94H82ZM248 96V95H247ZM43 97V98H42ZM136 97H137V99H136ZM171 97V98H170ZM203 97H205V98H203ZM249 97V96H248ZM29 98V97H28ZM45 98H47V99H45ZM52 100H51V99ZM166 98V99H165ZM187 98V99H186ZM201 98V99H200ZM207 98V100H209V101H207V102H209L208 104L205 102V99ZM27 99V98H26ZM92 99V98H91ZM126 99V100H125ZM176 99V100H175ZM236 99H237V97H236ZM45 100V101H44ZM47 100V101H46ZM48 100H49V102H48ZM51 100V101H50ZM168 100V101H167ZM169 100H170V102H169ZM238 100V99H237ZM43 101V102H42ZM93 102L95 101V100H92ZM115 101H116V98H115ZM125 101V102H124ZM138 102L139 101V104L135 107V109H134V105H133V103L134 102ZM142 101V102H141ZM145 101V100H144ZM204 101V102H203ZM213 101V102H212ZM47 102V103H46ZM106 102H108V101H106ZM186 102V103H185ZM202 102H203V104H202ZM211 102V103H210ZM216 102V103H215ZM41 103V104H40ZM96 103V102H95ZM120 103V104H119ZM125 103V104H124ZM178 103V104H177ZM197 103H199V104H197ZM212 103H213V107H212ZM37 104H38V106H37ZM45 105V107H44V105ZM124 104V105H123ZM165 104V105H164ZM193 104V105H192ZM202 104V105H201ZM209 104H211V107H210V105ZM186 105H188V106H186ZM200 105V106H199ZM204 105V106H203ZM166 106V107H165ZM174 106V105H173ZM183 106V107H182ZM199 106V107H198ZM203 106V107H202ZM209 108H208V107ZM144 107V106H143ZM204 107H207V109H209V110H205V115H204V112L203 113H201V115L199 114V110L200 109H205ZM144 109H146V110H144ZM165 109V110H164ZM151 110V109H150ZM180 110V109H179ZM179 110H178V112H179ZM141 111V112H142ZM201 111V110H200ZM204 111V110H203ZM210 112V113H209ZM211 114V115H210ZM197 115V116H196ZM182 116V117H181ZM214 116V117H213ZM34 117V116H33ZM33 117H32V119H33ZM45 117V116H44ZM44 117L43 118H41V120L42 121H44ZM199 117H200V119H199ZM204 117H205V119H204ZM45 119H49V120H51L52 119V121L54 122V119L53 118H45ZM210 119V120H209ZM261 121H264V112H262V114H261V117L259 118ZM211 121L212 122V127H210L209 129H208V131H206V130H204L203 132L202 131H198V129L196 128V126L198 125V123L200 124L201 123V121L203 122V121ZM29 121H31V120H29ZM52 121H50L51 123H52ZM153 121H156L155 119L153 120ZM183 122V123H182ZM42 123H44V122H42ZM31 124H32V126H33V121L32 122H30V127H31ZM52 124H54V123H52ZM185 124V125H184ZM184 125V126H183ZM142 126V125H141ZM140 126V127H141ZM157 126V128H158V126L159 125H156ZM181 126V127H180ZM189 126V127H188ZM239 127H241V128H239V129H242V125L240 124V126ZM187 128H188V130H191L192 132H185V131H188L187 130ZM191 128V129H190ZM25 129H27V128H25ZM69 129V128H68ZM141 129H143V130H145V133L146 132H148V131H150V126L149 125H144L143 126V128H141ZM67 131H69V130H67ZM172 132V131H171ZM247 132V134H248V136L250 137V138H252V137H254L255 135H257V134H259V133H261V130H254V129H252V130H247L246 131ZM245 132V133H246ZM189 133V134H188ZM217 133V134H216ZM171 134V133H170ZM181 134V135H180ZM193 134H195L196 136H197V138L195 139L194 138V136H193ZM26 135V134H25ZM69 135V134H68ZM253 135V136H252ZM215 137V136H214ZM8 139V138H7ZM197 140H199L200 141V143H198L199 141H197ZM12 143V140L10 141V139L9 140H7V147H8V145H10L11 143ZM183 142V143H182ZM204 142H206V143H208V144H205ZM10 143V144H9ZM212 144V143H211ZM211 144H209L210 146H212ZM203 145V146H202ZM46 146V147H45ZM48 146V147H47ZM40 148L42 147V150L44 149V150H51V149H49L50 147L52 148V146H50V144H48V143H46L45 145L43 144V145H41V146H39ZM202 147V148H201ZM188 150V149H187ZM22 151H24L23 149H21L20 150V153H21V155H20V157H23L24 156V153L22 152ZM23 153V154H22ZM215 155V156H214ZM41 158H42V156H40ZM209 157L210 158H208V160H210V161H212V162H218V161H220L219 159H218V157H219V154H217L216 152H212L211 151V153H210V155H209ZM217 160V161H216ZM139 166V167H138ZM141 166V167H140ZM144 166V167H143ZM141 165V164H139V163H137L136 165H135V168H137L138 167V169H146L145 167H146V165L144 164V165ZM188 169L191 167V165L190 164H188ZM6 169H8V170H4V176H6V178L9 180H11V181H15V180H17V179H19V180H17V182H19V181H22L23 180V184H22V182H21V186L22 185H24V186H22V187H26L27 185H29V186H27L28 188H26V189H24V188H22L21 189V191H22V193L25 195V197H27V199H28V201L30 202H33V203H38V202H42L43 204H45L46 206H49V208H50V205H52L53 206V204H54V202H55V200L54 199H56V198H54V193L53 192H50V191H53V189L51 188V190L49 189V187H47V189H46V187H45V189H44V187H42V185L43 184H41L43 181V179H45V176H43V177H41L42 175H41V173L40 174H38L37 173V175H35V174H33V175H31L30 174V177H29V174H27L26 175V173H25V175L23 174V172L22 171H20V172H22V174L25 176H23L20 172H16V170H13V169H11V168H6ZM9 169H11L12 171H10L9 172ZM47 170H51L50 168L49 169H47ZM5 171H7V172H5ZM14 171L20 176V174H21V176L19 177L17 174L15 175L14 174ZM52 171V170H51ZM12 172V173H11ZM20 173V174H19ZM7 174V175H6ZM11 175V176H10ZM41 175V176H40ZM16 176H18V177H16ZM33 176V177H32ZM101 176H103V175H101ZM16 177V178H15ZM22 177V178H21ZM28 177V178H27ZM32 177V178H31ZM227 177V176H226ZM42 178V179H41ZM228 178H230V176L228 175ZM228 178H226V179H228ZM21 179V180H20ZM83 179V178H82ZM192 179H194V176L192 177ZM195 179H198V178H195ZM226 179L224 180V181H226ZM9 180V181H10ZM27 181V183H26V186H25V181ZM40 180H41V182H40ZM102 180H103V182H102ZM102 180H101V183H100V181L98 180L97 182L99 183V185H95V187H94V189H96L97 191L99 190V192L100 191H104L105 189V185L103 186V185H101V184H103V183H105L104 181V179L102 178ZM10 181V182H11ZM150 186L147 184H140L139 185V183L137 184V189H139V191H141V192H139L141 195V197H142V199H144V198H147V199H144V200H141L142 202H143V205H145V206H142L139 210L137 209V214H139L138 215V218H139V220L136 222V223H134V225L135 224H137V223H139V224H137V227L136 226H134V228L133 229H129V228H127V231H130V232H128V233H132L133 231H134V229H135V227H136V229H135V232H133L136 236L137 235H139V237L138 238H140V237H143L142 239L145 241V243H147V244H151L152 245V247L154 248V250H156V248L154 247V245L156 246V243H155V241L158 239L156 236H158V234H161V233H165L164 231H166V230H164L165 228L164 227H162L163 225L161 224V223H159L161 220L159 219V217L157 216H153V215H157V214H153V213H151V212H153V208L151 209V207L150 206H147V205H149L150 204V201H151V196H152V191L155 189V188H157V186L159 185V183H152L153 181L150 179ZM29 183V184H28ZM35 183H36V185L38 184V183H40L39 184V186H36L35 185ZM44 183V182H43ZM87 183H89V182H87ZM31 184H33V185H31ZM173 184V186H175V184L174 183H172ZM30 185H31V187H30ZM146 187H145V186ZM197 185H200L199 183L197 184ZM202 185V184H201ZM33 186V187H32ZM102 186V187H101ZM122 186V187H121ZM121 186L117 189V196H115V197H112V198H110V199H108V202L107 201H104V200H107L106 198H105V196L102 194L101 196L102 197H100V196H98V197H100V198H97V197H95L93 194V196L91 195V192H90V197L92 198V201H93V198H97L98 200H100V199H102V200H100V201H93L94 202V205H91V207H88V206H90V204H91V202L89 201V199H87V201H89V202H87L86 201V199L83 201L84 203L83 204H85L86 205V203H88L87 205V207L88 208H90L88 211V214H87V216H91V217H87L88 218V221L87 222H84V223H72V224H69V225H72V228H73V230H72V234H73V236L75 237L74 239H75V241H76V243H77V245H78V243H79V247L81 246V245H83V246H81V247H85V248H87V249H89V251H91V254H94L93 253V251L94 252H96L97 250H98V248L99 247H101V249H100V257L99 258H96L97 259V261H96V259H93V261H95V263H92V264H134V263H132V262H130V261H127V260H125L124 258H122V256H119V255H121L120 253L118 254V252H117V250H116V248H114L111 244L110 245H108V244H104L103 242H104V240H108L109 239V241H111V243H114V240H113V238H112V235L111 234H109V232H107V231H105V229L104 230H100L101 228L100 227H106L107 228V230L111 227H114V226H112L110 223H113L114 222V224L113 225H116L117 224V221L116 220H119L118 218L116 219H114V217L111 219V218H109V217H107V216H103V211L102 210H100V211H97V209L101 206V204L103 203V206H104V203L105 204H108V203H110V202H113V206L115 207V205L114 204H117V205H120V207H121V205H123V207H124V205H125V210H127V212L128 213H130L131 211H132V208H134V205L133 204H135L134 203V199L132 200V199H129L128 200V196H127V194L125 193V190H123V187H124V185L123 184H121ZM138 186H139V188H138ZM142 188H141V187ZM148 186V187H147ZM35 187V188H34ZM40 187H42V188H40ZM33 188V189H32ZM144 188V189H143ZM150 188V189H149ZM29 189V190H28ZM44 189V190H43ZM103 189V190H102ZM41 190V191H40ZM43 190V191H42ZM47 190H49L48 192H47ZM120 190V191H119ZM30 191V192H29ZM85 192L87 191V190H84ZM151 191V192H150ZM41 192V193H40ZM88 192V191H87ZM86 192V193H87ZM144 192V193H143ZM150 192V193H149ZM52 193V194H51ZM118 193H119V195H118ZM121 193H123V194H121ZM48 194V195H47ZM87 194H89V193H87ZM126 194V195H125ZM13 194H7V198H8V202H7V206L9 207V209H10V207H11V211L13 212V213H17L18 212V214H21V216H20V222L19 223H21V224H23V219H24V217L28 214V215H30L31 213H29V212H32L33 210H36V211H34L35 213H36V215L37 214H39V212L37 211V209L38 208H32L31 206H29L28 204H23V203H21L20 202V200L19 199H16L17 197L15 196V195H13ZM42 195H43V197H42ZM46 195V196H45ZM50 195V196H49ZM146 195H147V197H146ZM151 195V196H150ZM201 196L203 195V193H201L200 194ZM88 196V195H87ZM127 196V197H126ZM117 197V198H116ZM124 197V198H123ZM89 198V197H88ZM116 198V200L118 201V199L120 200V201H118L117 203H115L116 201H114V199ZM150 200H149V199ZM168 199H167V206H169L170 208H172V204L170 203V202H172L173 200H172V198L171 197H167ZM123 199V200H122ZM201 199V201L203 202V203H205V198H204V196L202 197V198H200ZM204 201H203V200ZM111 200V201H110ZM122 200V201H121ZM148 200H149V202H148ZM50 202V203H49ZM93 202H92V204H93ZM100 202H101V204H100ZM119 202H121V204L119 203ZM123 202V203H122ZM52 203V204H51ZM96 203V204H95ZM145 203V204H144ZM210 203V202H209ZM209 203H208V205H209ZM49 204V205H48ZM147 204V205H146ZM206 204H207V202H206ZM100 205V206H99ZM110 205H112L111 203H110ZM211 206H213V202L210 204ZM51 206V207H52ZM95 206L97 207V209H95ZM112 206V207H113ZM94 207V208H93ZM123 207H121V208H119V206H116V208H119V209H122ZM129 207L131 208V209H129ZM87 208V209H88ZM93 208V209H92ZM103 209V207H100L99 209ZM128 208V209H127ZM32 209V210H31ZM92 209V210H91ZM96 211H95V210ZM98 209V210H99ZM118 209V210H119ZM28 210H29V212H28ZM152 210V211H151ZM48 211V212H47ZM46 212H44V211H42V212H40V214L39 215H41L42 214V216L44 217L43 218V220H40L41 218L39 217V215H38V217L37 216H34L35 214H31V216L32 217H34L35 219H34V225H33V227L31 226L30 228L32 229H30L31 231H30V233L33 235L34 234V237H35V239H30V240H27L26 242L24 241L23 242V239H21V238H19V235L16 233V232H13V231H10L9 229H2L1 230V228H0V235H2L1 236V238H4V239H6L7 241L9 240V241H11V245H13V246H15V245H18V246H20L21 248L23 247V248H25V246L27 245V243L28 242H30V244H31V250H33V253L35 252V251H37L38 249H39V244L36 242V239H38L39 238V240L40 241H42V240H44L43 238H46V236H47V239H48V235H46V233L48 232V230H50V229H55V230H57V232H59L60 230V228L59 227H57V223H54V220H52L55 216H57L58 215V211H54V210H47ZM92 211H93V213H92ZM94 211H95V213H94ZM52 212H54V213H52ZM96 212H98V213H96ZM102 213L101 215L104 217V218H106V221H103V217H101V216H99L100 214L99 213ZM90 214V215H89ZM97 214V215H96ZM99 214V215H98ZM105 214V213H104ZM151 214H153V215H151ZM50 215V216H49ZM106 215V214H105ZM151 215V216H150ZM93 216V217H92ZM99 216V217H98ZM125 216V215H124ZM123 216V217H124ZM140 216V217H139ZM147 218H146V217ZM149 216V217H148ZM126 217H127V215H126ZM156 217V218H155ZM39 218V219H38ZM47 218V219H46ZM101 218H102V220H101ZM137 218V219H138ZM150 218H153V220H155V222H152V219H150ZM155 218V219H154ZM158 218V219H157ZM157 219V220H156ZM94 220V221H93ZM105 220V219H104ZM43 221V222H42ZM45 221V222H44ZM47 221V222H46ZM49 221V222H48ZM52 221V222H51ZM110 221V222H109ZM116 221V222H115ZM143 221V222H142ZM147 221V222H146ZM152 222V224L150 223V222ZM157 222V224H155ZM32 223V224H33ZM86 223V224H85ZM107 223H109V224H107ZM140 223H141V227L139 226L140 225ZM148 225H147V224ZM102 224V225H101ZM146 224V225H145ZM36 225V226H35ZM42 225V226H41ZM107 225V226H106ZM145 225L146 227L147 226H150V227H143V226ZM160 225V226H159ZM139 226V227H138ZM154 226V227H153ZM155 226H157V229L158 230H160V232H158V230H156V227ZM39 228V229H37V228ZM44 227V228H43ZM46 227V228H45ZM109 227V228H108ZM117 227H119V224H117ZM34 228V229H33ZM58 228V229H57ZM79 229V230H77V229ZM110 228V229H111ZM116 228V227H115ZM145 228H146V230H148V232L149 233H147V231L145 230ZM152 229V231H151V229ZM36 229H37V231H36ZM155 231H154V230ZM9 230V231H8ZM43 230V231H42ZM45 230H46V232H45ZM54 230V231H55ZM59 230V231H58ZM139 230V231H138ZM150 230V231H149ZM163 230V231H162ZM106 232L108 235H106L104 232ZM154 231V232H153ZM11 232V233H10ZM43 232V233H42ZM99 232H100V234H99ZM142 232H144V233H142ZM150 232H152V233H150ZM41 233V234H40ZM44 233H45V235H44ZM59 233H61V232H59ZM65 234V232H63L62 231V233L61 234ZM78 233H80V234H78ZM102 233H104V234H102ZM132 233V234H133ZM137 233H139V234H137ZM142 235H141V234ZM155 233V234H154ZM172 233L174 234V232H173V230H172ZM146 235V237H145V235ZM149 234V235H148ZM152 234V235H151ZM104 235V236H103ZM155 235V236H154ZM223 235V234H222ZM222 235H219V239H218V241L220 242V240H221V238L222 239H224V240H221V243L220 244H222V245H228L229 246V243H227V241L226 240H228L229 238L228 237H226V235H224V236H222ZM17 236V237H16ZM100 236V237H99ZM148 236V237H147ZM153 236V237H152ZM160 236V235H159ZM158 236V237H159ZM41 237V238H40ZM79 237V238H78ZM155 237V238H154ZM9 238V239H8ZM81 238V239H80ZM99 238V239H98ZM157 238V239H156ZM173 238H174V236H173ZM12 239V240H11ZM150 239V240H149ZM153 239H154V241H153ZM226 239V240H225ZM32 240V241H31ZM35 240V241H34ZM94 240V241H93ZM19 241H20V243H19ZM151 241V242H150ZM222 241H225L224 243L222 242ZM45 242V241H44ZM48 242L49 241H46L43 245H48ZM154 242V243H153ZM26 243V244H25ZM82 243V244H81ZM84 243V244H83ZM102 243V244H101ZM92 245V246H91ZM98 245V246H97ZM106 245V246H105ZM108 246V247H107ZM11 247V246H10ZM10 247H7V248H3L2 249V247L0 246V264H28L27 262H26V260L25 259H23V258H17L16 256H13L14 258H15V261H11L10 262V260H8L9 258H8V256H9V254L8 253H11L10 252V250L11 249H9ZM90 247V248H89ZM13 248V247H12ZM159 251V250H158ZM2 252H3V254H2ZM111 252V253H110ZM117 252V253H116ZM103 253H105V254H103ZM235 253V252H234ZM37 255H38V252L36 253ZM88 255V254H86L87 255V259H90V260H92V256L93 255ZM136 254H138V253H135V255ZM159 254H161V252L159 251ZM8 255V256H7ZM85 255V256H86ZM106 257H105V256ZM234 256H229V257H234V258H236V257H239L240 256V254L239 253H236V254H233ZM239 255V256H238ZM90 256V257H89ZM108 256V257H107ZM138 256V255H137ZM55 257V258H54ZM6 258V259H5ZM40 258H42L41 256H40ZM53 258V259H52ZM51 259H47L46 258V260H45V262L46 263H49L50 261V264H52V263H54V264H70V261L69 260H67V261H65V260H63L62 261V259H61V256L60 255H53V257H52ZM105 258H107V259H105ZM110 258V259H109ZM43 260V259H42ZM106 260V261H105ZM105 261V262H104ZM44 262V263H45ZM57 262V263H56ZM59 262V263H58ZM104 262V263H103ZM107 262V263H106ZM110 262V263H109Z\"/></svg>",
    "mask_w": 264,
    "mask_h": 264
}]
</instances>
